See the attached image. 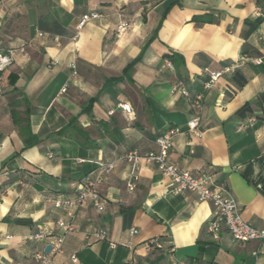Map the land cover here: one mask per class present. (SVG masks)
<instances>
[{
  "label": "crops",
  "instance_id": "0c3cea01",
  "mask_svg": "<svg viewBox=\"0 0 264 264\" xmlns=\"http://www.w3.org/2000/svg\"><path fill=\"white\" fill-rule=\"evenodd\" d=\"M90 12L101 17L77 30ZM8 50L0 264H34L46 240L33 235L52 237L59 219L70 221L54 202L73 197L76 184L107 162L114 169L100 187L104 212L88 204L75 211V231L54 264H264V242L234 241L223 226L208 234L214 207L172 193L157 165L142 158L157 152L159 135L179 128L169 162L212 173L243 219L264 230V58L253 62L264 51V0H2L0 51ZM165 55L176 67L164 65ZM211 72L221 75L204 91ZM176 83L187 97L171 93ZM197 92L204 99L195 133L186 123ZM132 151L141 156L134 164L123 159ZM132 173L138 180L129 191ZM96 229L108 238L96 240Z\"/></svg>",
  "mask_w": 264,
  "mask_h": 264
},
{
  "label": "built area",
  "instance_id": "2783aa9c",
  "mask_svg": "<svg viewBox=\"0 0 264 264\" xmlns=\"http://www.w3.org/2000/svg\"><path fill=\"white\" fill-rule=\"evenodd\" d=\"M2 0H0V5ZM101 16L97 12H90L85 14L79 20L76 29L80 30L84 25L94 19H98ZM126 28L125 23H121L118 26V31H123ZM42 36L41 33L38 34ZM19 52H23V48L18 49ZM264 58V51L261 57L253 59L255 64H260ZM13 63V51H0V94H1V73L5 71ZM164 65L172 69V65L168 60L164 61ZM72 76L76 75V65H71ZM221 73H209L208 80L203 84V90L206 91L213 87L214 83L220 77ZM67 83L62 87L61 92L64 93L67 89ZM172 94H180L187 97L188 93L181 87L179 83L171 86L170 89ZM204 93L197 92L192 98V107L194 110V116L190 121L186 123L189 131L196 133L197 125L200 121V113L203 109ZM117 108L121 111L130 114L131 109L127 103H119ZM113 111L109 112L112 115ZM180 132L179 128H171L166 132L159 135L155 144L157 146V152L142 156V158L153 161L158 170L167 179L169 189L174 194H182L190 192L194 194L198 201L210 203L215 210V213L210 221L206 223V231L208 234L216 236L221 226L225 228L232 240L240 243L248 242H264V230L255 229L250 226L242 217L241 209L228 191V189L221 184H218L212 173H197L193 174L189 171L178 168L169 162V152L173 147V138ZM141 156L136 152L132 151L123 156L129 163H135ZM114 169L113 162L99 163L97 169L86 176H84L75 186V195L69 199H59L54 202V207L57 209L64 208L66 210V216L70 221L59 219L56 222L58 227V233L52 237H47L43 234L33 235L34 240L44 241L46 240L42 249L34 253L32 260L34 264H54L53 256L61 253L64 238L67 234L73 233L75 227L72 224V220L75 218V211L84 206L90 205L97 212L102 213L105 210V204L103 198L100 195V187L106 180L107 176ZM137 175L131 174V179L127 183V189L129 191L134 190L137 182ZM134 233V232H132ZM108 233L105 229H96L92 237L96 240H106ZM153 243V241H151ZM50 246L48 253L45 252V248ZM110 246H114L110 244ZM73 263L77 262L75 256L70 257ZM178 264H187L180 262Z\"/></svg>",
  "mask_w": 264,
  "mask_h": 264
},
{
  "label": "trees",
  "instance_id": "16d2710c",
  "mask_svg": "<svg viewBox=\"0 0 264 264\" xmlns=\"http://www.w3.org/2000/svg\"><path fill=\"white\" fill-rule=\"evenodd\" d=\"M243 53H245L244 50H243ZM247 54L250 55V52H247ZM164 58L167 59L168 61H170V62L173 64L174 67H176V64H175V62H174V60H173V56H167V55H165ZM131 69H132V64H129V65L127 66V68L125 69V72H124V73H125V75H128V78H129V74H130V72H131ZM83 111L89 113V112H90V105H87V106L83 109ZM29 144H30V143H27V145H29Z\"/></svg>",
  "mask_w": 264,
  "mask_h": 264
},
{
  "label": "water",
  "instance_id": "95a60500",
  "mask_svg": "<svg viewBox=\"0 0 264 264\" xmlns=\"http://www.w3.org/2000/svg\"><path fill=\"white\" fill-rule=\"evenodd\" d=\"M49 250H50V246H47V247L45 248V252L48 253Z\"/></svg>",
  "mask_w": 264,
  "mask_h": 264
}]
</instances>
